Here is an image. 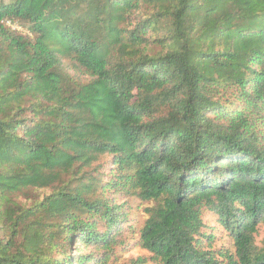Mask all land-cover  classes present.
<instances>
[{"label": "trees", "instance_id": "trees-1", "mask_svg": "<svg viewBox=\"0 0 264 264\" xmlns=\"http://www.w3.org/2000/svg\"><path fill=\"white\" fill-rule=\"evenodd\" d=\"M262 224L264 0H0V264H264Z\"/></svg>", "mask_w": 264, "mask_h": 264}, {"label": "rangeland", "instance_id": "rangeland-1", "mask_svg": "<svg viewBox=\"0 0 264 264\" xmlns=\"http://www.w3.org/2000/svg\"><path fill=\"white\" fill-rule=\"evenodd\" d=\"M137 208L141 210L145 204H141V202L137 201L136 203ZM257 242L260 244L264 240V224L259 226L258 234L256 236ZM148 255L147 251L141 248H134L131 249L128 253L125 254L124 259L128 260L129 258H135L137 256H146ZM144 264H154L152 262H146Z\"/></svg>", "mask_w": 264, "mask_h": 264}]
</instances>
